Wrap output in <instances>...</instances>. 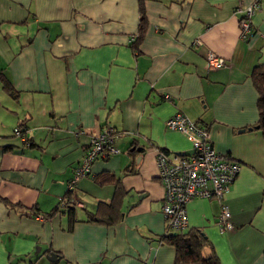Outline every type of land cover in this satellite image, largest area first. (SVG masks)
<instances>
[{
  "label": "crops",
  "instance_id": "1",
  "mask_svg": "<svg viewBox=\"0 0 264 264\" xmlns=\"http://www.w3.org/2000/svg\"><path fill=\"white\" fill-rule=\"evenodd\" d=\"M253 1L144 0L134 48L140 0H0V77L15 93L0 79V264H174L160 240L174 232L156 157L192 152L166 128L178 112L241 165L223 200L234 230L219 231L218 200L195 199L180 234L200 231L203 256L219 264H264V137L251 80L264 64V3L246 40L236 14ZM209 53L225 67L208 70ZM110 129L119 153L94 162L75 196L68 183L90 136ZM100 202H114L111 223L87 221Z\"/></svg>",
  "mask_w": 264,
  "mask_h": 264
},
{
  "label": "built area",
  "instance_id": "2",
  "mask_svg": "<svg viewBox=\"0 0 264 264\" xmlns=\"http://www.w3.org/2000/svg\"><path fill=\"white\" fill-rule=\"evenodd\" d=\"M263 3L264 0H254L250 6L236 9V14L240 15L238 24L243 40L252 35V17L260 11ZM133 40L134 37L131 41ZM224 67L225 61L222 58L213 53L207 55L208 70H219ZM165 100L171 99L165 96ZM165 125L168 130L183 135L192 148V152L187 155L161 151L157 153L158 174L164 189L162 214L168 230L180 233L187 227L186 207L193 200L216 199L221 203V213L218 216L219 231L221 233L233 231L230 212L223 200L240 173L241 165L219 154L211 143L208 129L189 120L184 114L180 112L174 114ZM13 133L22 138L19 128H15ZM115 137L116 134L111 129L90 136L87 151L68 183V191L72 193L77 182L90 173L92 165L98 159L119 153L113 145ZM42 218L39 217L43 220Z\"/></svg>",
  "mask_w": 264,
  "mask_h": 264
},
{
  "label": "trees",
  "instance_id": "3",
  "mask_svg": "<svg viewBox=\"0 0 264 264\" xmlns=\"http://www.w3.org/2000/svg\"><path fill=\"white\" fill-rule=\"evenodd\" d=\"M143 1L144 0H140L138 34H136L134 40L131 42V46L133 47L140 41L146 24V20L142 10ZM0 79H2V77H0ZM251 80L258 95V122L256 124V127L262 132V135L264 137V64L257 65L253 69L251 73ZM2 83L4 90L9 95L14 96L15 93H13L9 82H7V80L5 79H2ZM5 150L8 149L5 148ZM99 183L101 184L102 181H100ZM114 208V202L110 204L100 202L97 206V212L87 215V221L96 223H111V221H113ZM65 209L67 211L70 224L74 223V207L70 206L69 203L68 205H66ZM58 211L59 209L57 207V209L47 214L46 217L48 219L52 218L53 215H55ZM160 240L175 249L174 264H219L215 255H212L211 257L203 256L202 250L208 244V242L205 239L204 235L198 230L189 231L185 234H167L164 235Z\"/></svg>",
  "mask_w": 264,
  "mask_h": 264
},
{
  "label": "water",
  "instance_id": "4",
  "mask_svg": "<svg viewBox=\"0 0 264 264\" xmlns=\"http://www.w3.org/2000/svg\"><path fill=\"white\" fill-rule=\"evenodd\" d=\"M49 262H56L59 260V256L57 253L53 252L47 257Z\"/></svg>",
  "mask_w": 264,
  "mask_h": 264
},
{
  "label": "rangeland",
  "instance_id": "5",
  "mask_svg": "<svg viewBox=\"0 0 264 264\" xmlns=\"http://www.w3.org/2000/svg\"><path fill=\"white\" fill-rule=\"evenodd\" d=\"M76 186H77V185H76ZM74 190H76V193H75V196H76L77 193H78V188L75 187V188L73 189V191H72V194H73Z\"/></svg>",
  "mask_w": 264,
  "mask_h": 264
}]
</instances>
